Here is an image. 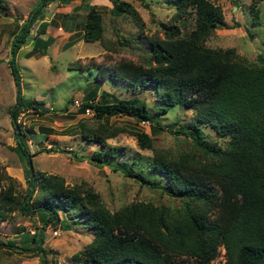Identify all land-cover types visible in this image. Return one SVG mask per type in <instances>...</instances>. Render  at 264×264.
<instances>
[{
  "label": "trees",
  "instance_id": "1",
  "mask_svg": "<svg viewBox=\"0 0 264 264\" xmlns=\"http://www.w3.org/2000/svg\"><path fill=\"white\" fill-rule=\"evenodd\" d=\"M51 1L38 0L13 34L8 63L18 90L20 75L14 57L31 28L35 26L32 50L45 54L53 40L39 36L48 26V21L39 17ZM140 1L149 5L146 0ZM169 1L175 10L170 22L160 21L164 36L150 40L147 62L121 58L85 65L95 69L96 84L112 79L129 88L152 90L157 107L152 109L146 98L137 94L111 96L102 91L96 98L95 87L80 107V111L90 108L94 119L78 121L75 130L98 144L91 159L105 163L106 156L111 161L120 158L113 163V169L142 183L162 187L180 203L168 206L132 200L110 210L92 188L77 183L68 185L62 175L35 168V152H29L27 146L31 133L27 134L17 120L22 108L33 106L34 102H25L19 93L9 112L15 130V150L29 164V184L19 196L15 179L0 167V221L8 219L15 209L38 215L42 225L28 236L35 244L30 248L24 242L23 249L45 252L42 240L47 225L55 227L60 223L67 229L80 224L94 232L78 254L89 264H211L220 246L225 250L223 264H264V48L255 60H249L234 47L208 46L206 39L217 25L225 23L222 8L212 0ZM259 1L251 2L253 25L261 22ZM111 2L113 15L129 16L142 26L132 0ZM0 6L8 5L0 0ZM87 7L81 38L100 41L109 48L104 41L102 11L95 5ZM190 14L194 25L188 29ZM175 105L192 112L186 123L175 129L168 127L186 139V147H157L152 134L165 130L160 114ZM116 114L148 120L151 131L109 123V117ZM205 126H210L214 135ZM121 131L134 134L139 146L152 149L153 155L146 162L136 155L124 157V145L107 141ZM155 172L166 182L153 179ZM0 243L17 246L13 239ZM41 259L47 264L44 255Z\"/></svg>",
  "mask_w": 264,
  "mask_h": 264
},
{
  "label": "rangeland",
  "instance_id": "2",
  "mask_svg": "<svg viewBox=\"0 0 264 264\" xmlns=\"http://www.w3.org/2000/svg\"><path fill=\"white\" fill-rule=\"evenodd\" d=\"M5 1L8 6H0V167L15 179L19 196L26 192L29 184V164L26 159L20 157V152L15 150V130L9 110L20 93L25 102H34L33 106L22 108L17 120L27 134L31 133L27 146L29 152H35L32 156L35 168L62 175L68 185L77 183L83 188H92L110 210H115L132 200L150 201L156 205L179 204V199L168 195L162 187L142 183L126 176L119 169H113V163L120 158L111 161V158L106 156L105 163L91 159L90 155L98 144L83 138L81 133L75 130L78 121L90 122L94 119L91 109L80 111V107L95 87L96 98L102 91H108L111 96L137 94L145 97L152 109L157 107L154 105L155 94L152 90L129 88L124 83L112 79L96 84L95 69L85 65L100 61L114 62L121 58L139 63L147 62L150 40L153 36H164L160 21L170 22L175 6L169 0H146L148 6L143 5L140 0H132L142 18V26L129 16H115L108 9L102 10L104 41L109 43V48L100 41L80 39L70 46L58 49V43L61 41L55 38L47 47V53L40 54L39 49L32 50V36L35 30V27H32L31 34L14 57V64L20 75L18 90L8 63V59L12 57L11 40L21 21L25 20L38 0ZM212 1L222 8L225 23L216 26L206 39L207 45L234 47L247 59L255 60L264 48V0L257 3L260 9L259 25L252 24V0ZM54 9L56 3L52 1L50 10L45 9L46 16ZM236 21H239V24H236ZM187 22V28L190 29L194 25L193 14H190ZM42 34L39 36L43 37ZM160 116L165 130L152 134L155 145L171 150L185 148L186 139L179 133L177 136V133L170 132L168 127L175 129L180 123H186L192 117L191 110L175 105ZM108 122L130 128L139 127L147 132H150L152 127L148 120L137 121L127 114L112 115ZM211 129L210 126H205V130L214 135ZM107 141L124 145L127 149L124 157L128 159L136 155L146 162V159L153 155L152 149L139 146L136 136L127 131L118 132L113 137H108ZM152 177L160 183L166 182L159 172H155ZM41 225L42 221L38 215L19 209H15L8 219L0 221V240L13 239L17 245L10 247L0 243V264H43V255L47 264H89L79 259L78 254L93 238L94 232L92 228L80 224H74L67 229H63L60 223L55 227L47 225L42 240L45 252L23 249L21 244L24 242L28 247H33L35 243L28 236ZM26 231L29 232L28 235ZM224 254L225 250L223 256ZM213 264H223V257L213 261Z\"/></svg>",
  "mask_w": 264,
  "mask_h": 264
},
{
  "label": "crops",
  "instance_id": "3",
  "mask_svg": "<svg viewBox=\"0 0 264 264\" xmlns=\"http://www.w3.org/2000/svg\"><path fill=\"white\" fill-rule=\"evenodd\" d=\"M53 1L56 3V9L52 10L49 16H46V14L43 13V15L45 14L46 16L43 18L48 21V26L46 31L42 34V38L46 39L51 37L53 39L50 43H48L47 47L55 40V38H59L61 42L58 43V49L65 48L66 44L69 42H76L83 39L81 38L83 27L82 19H84L85 13L88 10L87 5H95L101 11L104 9H108L110 11V8L112 7L111 0H69L68 2H62L59 0ZM51 6L52 1L45 7V9L50 10ZM72 12L73 14H70ZM47 47L46 53L48 49Z\"/></svg>",
  "mask_w": 264,
  "mask_h": 264
},
{
  "label": "built area",
  "instance_id": "4",
  "mask_svg": "<svg viewBox=\"0 0 264 264\" xmlns=\"http://www.w3.org/2000/svg\"><path fill=\"white\" fill-rule=\"evenodd\" d=\"M87 109H90V108H87ZM224 251V247L223 246H220V252H219V254H218V256H217V258L216 259H212L211 260V263L213 264V261H215V260H219V259H221L222 257H223V262H224V260H225V256H223V251Z\"/></svg>",
  "mask_w": 264,
  "mask_h": 264
},
{
  "label": "water",
  "instance_id": "5",
  "mask_svg": "<svg viewBox=\"0 0 264 264\" xmlns=\"http://www.w3.org/2000/svg\"><path fill=\"white\" fill-rule=\"evenodd\" d=\"M235 4H237V1H235ZM44 17V15L43 14H41L40 15V18H43Z\"/></svg>",
  "mask_w": 264,
  "mask_h": 264
}]
</instances>
